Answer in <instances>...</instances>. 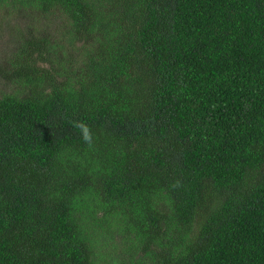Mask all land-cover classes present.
<instances>
[{
    "label": "trees",
    "instance_id": "1",
    "mask_svg": "<svg viewBox=\"0 0 264 264\" xmlns=\"http://www.w3.org/2000/svg\"><path fill=\"white\" fill-rule=\"evenodd\" d=\"M0 9V264H264V0Z\"/></svg>",
    "mask_w": 264,
    "mask_h": 264
},
{
    "label": "rangeland",
    "instance_id": "2",
    "mask_svg": "<svg viewBox=\"0 0 264 264\" xmlns=\"http://www.w3.org/2000/svg\"><path fill=\"white\" fill-rule=\"evenodd\" d=\"M29 18L30 17H23L15 12H7L5 9H0V66L4 67L6 62L9 61L11 57H13L14 50H12L13 44L11 43H13V40H15V36L17 35L16 31H18L19 28H25L29 24H33L28 22L27 19ZM38 19H40V22L42 20L45 21L42 16L38 17ZM59 23L60 20H56L54 25H50L48 29L54 32L55 29L59 28ZM35 24L39 25L36 22ZM8 85L10 86V84L0 76V89L5 88V90H7Z\"/></svg>",
    "mask_w": 264,
    "mask_h": 264
},
{
    "label": "clouds",
    "instance_id": "3",
    "mask_svg": "<svg viewBox=\"0 0 264 264\" xmlns=\"http://www.w3.org/2000/svg\"><path fill=\"white\" fill-rule=\"evenodd\" d=\"M81 127L83 128V131H84V139L86 141H89L90 142L91 141V135L89 133L88 128L86 126H84V125H81Z\"/></svg>",
    "mask_w": 264,
    "mask_h": 264
}]
</instances>
